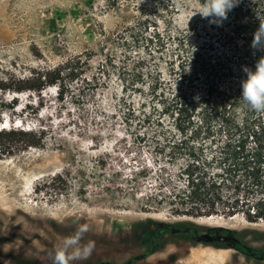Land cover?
<instances>
[{
    "label": "rangeland",
    "instance_id": "rangeland-1",
    "mask_svg": "<svg viewBox=\"0 0 264 264\" xmlns=\"http://www.w3.org/2000/svg\"><path fill=\"white\" fill-rule=\"evenodd\" d=\"M173 2L0 0V82L82 61L64 100L56 87L0 90V127L14 125L43 139L0 158V264H53L61 239L85 223L83 239L95 241V249L77 264H264L230 244L194 240L209 230L235 232L244 247L264 251V220L182 216L155 202V145L117 118L116 73L106 80L99 74L114 57L131 69L159 67L169 80L167 55L155 58V45L145 42L127 46L122 35L139 20L186 30L204 25L197 0L178 1V11ZM94 77L105 84L79 92L82 79Z\"/></svg>",
    "mask_w": 264,
    "mask_h": 264
},
{
    "label": "trees",
    "instance_id": "trees-1",
    "mask_svg": "<svg viewBox=\"0 0 264 264\" xmlns=\"http://www.w3.org/2000/svg\"><path fill=\"white\" fill-rule=\"evenodd\" d=\"M173 1L171 9L178 11V1L184 0ZM197 1L201 7L205 2ZM259 18L264 19V0H239L221 23H210L220 18L206 17L204 25L190 30L173 28L170 21L161 27L157 21L139 20L127 27L122 42L155 45V58L168 56L169 80L159 67L131 69L114 57L99 69L104 80L116 73L120 81L122 95L115 110L125 129L155 145V202L168 205L175 214L264 220V112H255L241 98L244 69L256 71L264 57V48L252 47ZM81 63L79 58L68 59L27 80L0 82V90L56 87L64 100L80 77ZM82 82L79 92L105 84L97 77ZM136 97L142 100L138 104ZM42 142L34 131L0 127V158ZM167 226L172 232L179 229ZM239 251L264 261V251Z\"/></svg>",
    "mask_w": 264,
    "mask_h": 264
},
{
    "label": "clouds",
    "instance_id": "clouds-1",
    "mask_svg": "<svg viewBox=\"0 0 264 264\" xmlns=\"http://www.w3.org/2000/svg\"><path fill=\"white\" fill-rule=\"evenodd\" d=\"M239 0H205L202 10L199 12L203 17H215L210 23H221L227 19L228 11L235 7ZM260 19V27L256 31L253 48H264V19ZM247 79L242 82L241 98L255 112H264V57L257 65L256 71L245 68ZM89 231L88 224H81L69 236L63 237L54 249L53 264H77L87 260L95 249V241H84V234Z\"/></svg>",
    "mask_w": 264,
    "mask_h": 264
},
{
    "label": "flooded vegetation",
    "instance_id": "flooded-vegetation-1",
    "mask_svg": "<svg viewBox=\"0 0 264 264\" xmlns=\"http://www.w3.org/2000/svg\"><path fill=\"white\" fill-rule=\"evenodd\" d=\"M160 226L162 229H168L167 225L160 224ZM182 231H186V230H182L181 228H179L178 230L173 231V233H179ZM206 233H209L213 239L211 242H206V243H213V242L221 241V242H224V243H227V244L234 246L235 249H238V250L246 248L242 245V242L236 237L235 232H231V233L226 234L223 231L209 230Z\"/></svg>",
    "mask_w": 264,
    "mask_h": 264
},
{
    "label": "water",
    "instance_id": "water-1",
    "mask_svg": "<svg viewBox=\"0 0 264 264\" xmlns=\"http://www.w3.org/2000/svg\"><path fill=\"white\" fill-rule=\"evenodd\" d=\"M194 240L196 242H211L213 239L209 233H205L201 235H195Z\"/></svg>",
    "mask_w": 264,
    "mask_h": 264
}]
</instances>
